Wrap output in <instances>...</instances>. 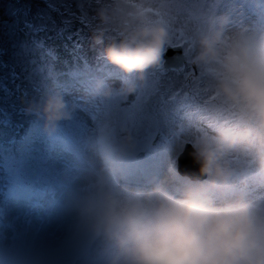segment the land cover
Listing matches in <instances>:
<instances>
[{"label": "rangeland", "instance_id": "374dc122", "mask_svg": "<svg viewBox=\"0 0 264 264\" xmlns=\"http://www.w3.org/2000/svg\"><path fill=\"white\" fill-rule=\"evenodd\" d=\"M250 1L133 0V3L178 15V19L174 20L177 33L185 29L189 21L196 24V18L201 17L195 30L187 33L185 46V63L194 66L190 62L191 41L207 29L209 16H228L229 21L225 26L227 37L241 30L264 31V0H254L253 6L248 4ZM60 4H72V7L64 9ZM78 4L83 5L85 23L88 25L86 28L90 31L88 36L82 38L83 52L90 61L98 63L103 57L101 46L92 40L94 30L102 27L106 36H115L122 23L127 20L124 13L128 9L125 7L118 16H113L100 27L97 26V10L104 8L112 13L115 7L113 0L109 3L112 4V9L101 4V0L97 3L94 0H0V21L3 23L5 20L9 26L20 24L35 30L36 26L42 27L45 24L46 28H49V17H52L50 24L53 26L56 14L61 20H71L70 25L65 27L66 32L61 33L72 38L74 34H79L77 29L82 28L77 19L81 15ZM72 11H75V16ZM149 15L152 19H157L151 13ZM164 24L169 31L166 47L172 40V34L168 24ZM7 29L9 32L3 29L4 32L14 37L12 46L21 50V44L25 43L22 34L11 27ZM43 35L48 40L56 37L52 32ZM74 43H77L76 36L72 40L68 39L67 48L73 50ZM28 47L31 45L28 44ZM34 50L35 47L28 54V51L24 50L22 61L28 62L33 57L38 58L40 54L31 55ZM79 64H72V61L65 63L70 67L68 77L71 76L68 83L74 90L66 91L64 82L60 80L55 84L53 91L60 93L68 108L72 110L69 118L59 121L60 125L52 131L46 130L43 123L32 124L29 128L33 141L21 150L19 156L0 154V212L4 216V219L0 220V260L3 264H106L108 244L88 231L87 224L79 213L80 205L83 199L95 190L100 175L107 177L122 194L137 190L122 186L110 171L104 169L106 166H103L101 151H112L120 161L141 166L134 170H148L157 166L167 177L165 184L170 185L175 184L181 177L176 172L175 157L185 143L204 133L214 135L216 128L231 125L217 126L214 129L204 128V117L223 120L229 116L220 101L210 99L213 92L212 81L196 66L195 77L191 76L190 66L179 71L158 67L149 69L140 80L135 74H125L119 69H112L117 74L114 77L93 72L78 78L74 76L73 70L76 65L79 67ZM38 76L41 77V74ZM122 80L134 81L135 92L127 97L116 94L102 96L95 93L97 81L117 88ZM145 95H151L154 105L161 111L180 110L178 116L171 120L165 129L166 135L174 139L173 156L170 160L161 162L157 158L152 163H145V157L154 149L152 141L148 139L149 129L138 132L123 120L103 116L99 112L103 106L110 104L131 107L138 103V97L142 100ZM0 105V117L9 120V127L2 130L16 128L18 115L12 108L8 109L3 103ZM188 110L193 113L189 114ZM22 116L29 117L25 113ZM32 118L35 119L33 116L29 119ZM98 125L100 128H97ZM125 137L131 138L133 147L120 152L118 149ZM141 152L143 155L139 158ZM77 153L81 155L80 159ZM116 156L110 161H115ZM229 159L244 173L242 183H238L237 187L243 188L245 193H250L251 201L264 200V190H258V187L264 186V180H261L256 169L248 164L249 158L239 152H233L230 153ZM253 188L258 191L254 197Z\"/></svg>", "mask_w": 264, "mask_h": 264}, {"label": "clouds", "instance_id": "9594fccd", "mask_svg": "<svg viewBox=\"0 0 264 264\" xmlns=\"http://www.w3.org/2000/svg\"><path fill=\"white\" fill-rule=\"evenodd\" d=\"M113 3L112 13L97 10L98 20L107 23L125 7L127 20L117 35L106 36L101 27L92 40L107 63L142 80L149 69L160 67L168 28L128 0ZM228 21L226 14L208 17L207 29L191 41L190 62L212 81L234 122L188 141L196 176H182L171 188L150 180L147 189L122 194L107 177H98L79 213L88 231L108 244L106 264H264V200L251 201L237 187L244 173L229 159L233 152L245 155L264 180V31L227 37ZM135 90L132 80L117 88L103 81L95 85L102 96L127 97ZM27 110L48 131L70 116L58 92L45 94ZM131 147L125 137L118 151Z\"/></svg>", "mask_w": 264, "mask_h": 264}, {"label": "snow or ice", "instance_id": "6c2138e0", "mask_svg": "<svg viewBox=\"0 0 264 264\" xmlns=\"http://www.w3.org/2000/svg\"><path fill=\"white\" fill-rule=\"evenodd\" d=\"M95 3L98 0H94ZM129 3L133 4V6L139 8V10L149 15L150 13L157 17L162 23H166L169 26L170 32L172 34V40L169 42L171 48H180L183 49L182 55L187 54V48L185 47L187 44V33L189 31L195 30L198 26L200 18L197 17L198 23L192 24L191 21L188 22L185 29H182L177 33L174 27V20L178 19V15H173L171 11L169 12H162L160 10H155L151 7H145L143 4L133 3V0H128ZM77 7L81 11V15L77 17L80 21L82 28L77 29V32H83L84 29L88 26L85 23L84 18V8L82 4H78ZM65 27L69 26L71 23L70 19H66L63 21ZM43 27V26H42ZM83 44L77 42L75 51L73 53V63H84L90 64L92 67L95 65L88 59V57L83 52ZM176 62L182 60L181 55L174 58ZM191 67V76H196L197 68L194 66L188 65L185 63L183 65L184 68ZM104 67L107 68L105 65ZM69 66L65 65L63 67L58 66V57L55 53L45 52L40 54L39 57H33L28 61L24 72L25 75L23 76L22 82L18 88V92L23 90L24 94H28L30 91L38 90L37 84V76L47 72L49 76L55 75L58 80H62L64 82V87L66 91H73L72 85L68 83V71ZM165 68V61L161 60L160 69ZM173 70H175V63L173 64ZM106 75L108 77H114L117 74L112 69H107ZM211 100H218V94L212 92L210 97ZM220 103L224 106V111L228 113L229 118H225L223 120H212L210 117H204V128L206 129H214L217 126H226L230 125L234 122V114L230 107ZM180 110H175L171 112H164L154 105L152 101L151 95H145L141 100L138 97V103L133 104L131 107H121L118 104H110L103 106L102 109H99V112L103 116L108 117H115L117 119L123 120L125 123L128 124L129 127L132 129L142 132L145 128L149 129L148 139L153 142L154 149L153 152H150L148 156L145 157V163H152L159 158L161 162L165 160H170L173 156V149H174V139L167 136L165 133V129L168 127L171 120L178 116ZM95 119V117H94ZM202 128V129H204ZM176 163L179 164V156L175 157ZM176 171L178 172L179 169L177 168Z\"/></svg>", "mask_w": 264, "mask_h": 264}, {"label": "trees", "instance_id": "16d2710c", "mask_svg": "<svg viewBox=\"0 0 264 264\" xmlns=\"http://www.w3.org/2000/svg\"><path fill=\"white\" fill-rule=\"evenodd\" d=\"M111 1L112 0H101V4L106 6L108 9H112V4H109ZM65 5L63 6L60 4V7H64V9H69V7H72V4L70 6ZM71 13L74 16L76 15L75 11H72ZM51 20L52 17H49V23H47L49 28H46L45 24L43 27L36 26L35 30L20 24L9 26L8 23H5V20L3 23L0 21V103H3L8 109L12 108L14 113L18 115L19 119L16 128L5 131L2 129L9 127V120H3L4 118L0 117V154L7 153L14 157L19 156L21 150L33 141V137L30 134L31 129L29 127L34 123L39 125V123H43V121L35 114V112L28 111L27 107L30 103L41 100L45 94L53 92L55 90V84H58L60 81L54 74L49 76V74L45 72L41 74V77L37 76L36 78L38 90L30 91L28 94H24L23 90L18 92V88L25 74L24 69L28 64V62L22 61L24 50L28 51V54L31 53L33 47H35L36 50L32 52V56L34 54H43L45 52L55 53L58 57V66L63 67L65 66L66 62L72 61L73 53L77 44L74 43L73 50H69L67 48L68 39L72 40V38L76 36V41L82 43V38L84 36H88V33L90 32L88 28H85L83 32L74 34L72 38H69L66 34L61 33L66 32L65 25L63 23L64 20L57 18L56 14L54 15L55 23H53V26L50 24ZM97 22V26L100 27L102 23L98 21V19ZM8 27H11L16 31L19 30V34H22L21 37L24 39L25 43L21 44V50H17L12 46L11 42L14 40V37L9 36V33H7L9 32V29H7ZM3 29H5L7 32H4ZM48 32L54 33L56 37L48 40V38L43 35ZM14 43L18 42L14 41ZM28 44L31 45V47H28ZM98 57L100 58V56ZM101 57L103 56L101 55ZM79 65V67L76 65L77 68L74 67L75 69L73 70V74H75V72H79L81 69H85L88 64L80 63ZM71 111L72 110L69 109V112ZM24 113L28 114L29 117H23L22 115ZM31 116L35 117V119H29ZM59 125L60 124L57 126ZM99 126L100 125H98L97 128H100Z\"/></svg>", "mask_w": 264, "mask_h": 264}, {"label": "water", "instance_id": "95a60500", "mask_svg": "<svg viewBox=\"0 0 264 264\" xmlns=\"http://www.w3.org/2000/svg\"><path fill=\"white\" fill-rule=\"evenodd\" d=\"M182 53H183V49H180V48L174 49L170 47V44L167 45L164 51L162 52V59L165 61L164 69L173 70L174 63H175V71H179L180 69H182L183 65L185 64V55H182ZM179 55H181L182 60L179 62H176L174 58ZM190 151H191L190 145H188V143H185L182 151L178 154L179 164L176 163V169L177 168L179 169L178 173L181 176H193L195 178L197 166L192 161L191 157L189 156Z\"/></svg>", "mask_w": 264, "mask_h": 264}, {"label": "bare ground", "instance_id": "6f19581e", "mask_svg": "<svg viewBox=\"0 0 264 264\" xmlns=\"http://www.w3.org/2000/svg\"><path fill=\"white\" fill-rule=\"evenodd\" d=\"M261 190H262V188H261Z\"/></svg>", "mask_w": 264, "mask_h": 264}]
</instances>
